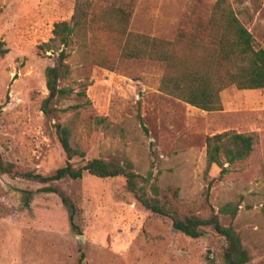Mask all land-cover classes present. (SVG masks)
<instances>
[{
  "label": "rangeland",
  "instance_id": "1",
  "mask_svg": "<svg viewBox=\"0 0 264 264\" xmlns=\"http://www.w3.org/2000/svg\"><path fill=\"white\" fill-rule=\"evenodd\" d=\"M128 1L131 32L167 41L183 33L213 45L219 35L209 24L217 0H0L7 49L0 57V159L10 166L0 172V264H223V237L211 228L196 239L175 231L169 218L141 207L123 176L85 173L47 184L25 178L66 165L57 126L84 153L69 161L73 167L129 162L137 186L169 213L217 215L239 234L247 264H264V87L230 86L212 112L159 92L164 63L120 58V37L104 25L103 9ZM226 1L264 49V0ZM77 2L88 13L87 31L66 49L69 73L59 82L72 93L53 100L46 116L44 71L56 54L39 45L55 23L70 21ZM228 130L256 133L259 157L219 178L216 165L205 172V139ZM227 203L239 204L234 218L219 211Z\"/></svg>",
  "mask_w": 264,
  "mask_h": 264
},
{
  "label": "trees",
  "instance_id": "2",
  "mask_svg": "<svg viewBox=\"0 0 264 264\" xmlns=\"http://www.w3.org/2000/svg\"><path fill=\"white\" fill-rule=\"evenodd\" d=\"M130 5L129 1L109 4L103 9L101 16L106 28L120 37V58L164 63L165 73L158 85L159 92L201 111L212 112L221 110L220 93L230 86L238 90H259L264 87V49L256 45L253 36L238 20L226 0L216 1L209 18L210 26L219 32L214 45L183 33L175 40L167 41L131 32L128 30ZM87 16L85 6L75 3L70 21L55 23L52 38L39 45L42 52L56 54L53 65L46 67L44 71L48 94L42 101L41 111L46 116L54 111L50 106L53 100L65 98L72 93L71 89L60 87L59 82L69 73L65 62L69 56L66 49L74 44L73 38L78 33L87 31ZM6 53L5 44L0 40V57ZM101 66L110 68L106 64ZM57 135L66 155V165L50 176L25 173V178L47 184L65 179L76 181L85 173L101 179L123 176L127 191L134 195L141 207L155 215L169 218L175 231L196 239L202 235V228H211L223 237L226 243L222 252L223 264H247L250 261V255L242 246L239 234L230 226H222L217 215L202 219L180 218L169 213L156 199L147 196L143 186H137L138 175L131 171L129 162L120 166L91 159L75 168L69 161L74 157L82 158L84 153L70 141L66 128L57 126ZM258 157L259 140L254 132L228 130L205 139V172L216 165L220 168L219 178L227 174L235 163L249 164ZM0 172H10V166L4 165L1 159ZM45 190L58 193L54 188ZM61 196L66 202L65 197ZM238 207L237 203H227L219 211L234 218Z\"/></svg>",
  "mask_w": 264,
  "mask_h": 264
}]
</instances>
